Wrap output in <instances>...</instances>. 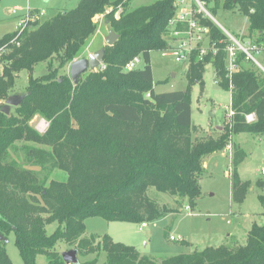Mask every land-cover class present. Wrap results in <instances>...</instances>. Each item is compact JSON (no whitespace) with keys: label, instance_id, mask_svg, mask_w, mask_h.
I'll return each instance as SVG.
<instances>
[{"label":"trees","instance_id":"1","mask_svg":"<svg viewBox=\"0 0 264 264\" xmlns=\"http://www.w3.org/2000/svg\"><path fill=\"white\" fill-rule=\"evenodd\" d=\"M202 1L212 16L219 9L244 16L247 30L239 41L252 43L257 47L253 56L264 58V0ZM129 2L80 0L47 21L29 23L19 35L17 29L0 38V102L24 96L7 115L0 105V235L13 234L22 264H36L38 256L45 264H65L56 251L59 243L96 254L79 264H264V225L255 223L244 245L207 247L162 260L141 256L107 235L83 237L88 218L146 225L179 213L185 203V210L193 211L201 197L204 159L221 153L231 135L264 136V73L239 51L234 70L227 71L230 42L220 27L195 16L207 29L209 50L189 55L186 90L155 93L150 53L175 45L180 38L172 33L186 32L187 23L171 26L174 0L134 10ZM100 14L117 39L102 47V66L80 75L74 85L68 67L80 59L97 29L93 18ZM135 57L143 67L126 71ZM39 64L45 73L33 77ZM206 65L212 66L218 87L229 93L232 116L229 128L216 136L193 137L190 89L193 84L203 88ZM22 71L28 73L27 84L17 94L15 81ZM247 115L255 121L247 122ZM35 116L47 124L43 133L29 124ZM232 147L231 199L242 204L251 185L237 171L245 154ZM255 187L264 190V177ZM151 191L167 196L170 204L158 202ZM257 200L264 216V195ZM53 223L57 227L48 234L46 226ZM0 264H12L1 241Z\"/></svg>","mask_w":264,"mask_h":264},{"label":"rangeland","instance_id":"2","mask_svg":"<svg viewBox=\"0 0 264 264\" xmlns=\"http://www.w3.org/2000/svg\"><path fill=\"white\" fill-rule=\"evenodd\" d=\"M158 0H130L128 9L134 10L139 7L148 6ZM181 0H174V4ZM189 4L196 17L201 20L209 19L218 27L223 29L233 38L240 40V35L247 30L246 18L236 11L230 12L223 9L216 11L214 16L199 10L192 0H182ZM203 6L205 2L200 0ZM78 0H0V38L9 33L18 23L19 17L27 11H38L40 22L47 21L57 13L71 10L76 7ZM14 10V12H13ZM109 11V10H108ZM108 13V12H106ZM177 15V13H176ZM117 16V13H116ZM97 29L85 48L82 50L80 59L88 58L108 35V29L104 26V14L93 18ZM196 23L199 27L203 28ZM208 38L205 34L197 47L209 50ZM204 52V53H205ZM1 57V53H0ZM264 67V58L260 55L254 56ZM3 62L0 59V74ZM142 68L143 64L137 65ZM150 67L153 78L155 93H167L173 91H184L187 88L186 63H176L171 57H161L160 52L150 53ZM45 73L43 64L34 67L32 76L38 77ZM28 73L22 71L16 78L15 90L17 94L24 92L23 87L27 84ZM191 99V123L196 129L193 137L206 135L216 136L217 133L229 128L228 116L230 95L220 89L215 82V73L211 65H206L203 74V88L193 84L190 89ZM5 102H0L4 105ZM255 121V117L250 122ZM39 133H43L47 124L38 116L31 119L29 123ZM233 145L241 148L245 159L238 166V175L241 180L249 181L251 189L242 204H235L231 199L230 186V161L233 154ZM224 156H208L203 165L207 171L200 180L201 197L196 201L193 211L185 210V205L177 214H171L155 222L140 224L125 222H108L94 217L85 220V233L83 237L94 236L101 238L109 236L113 242L134 247L141 256L154 260H162L179 254H190L196 250L207 247H218L221 245H244L247 232L253 223L264 225L263 209L259 205L257 196L264 195V190L255 187V182L263 179L261 171L264 170V136L252 137L246 134L231 135L229 142L221 151ZM152 192V197L163 204H170V199L161 194ZM57 227L56 223L46 226V231L51 234ZM172 238L173 240H170ZM4 243L6 254L12 264H22V260L14 245V236L9 234ZM187 243L183 245L181 242ZM73 250L63 243L56 246V251L62 253ZM96 254L77 253L80 263L92 260ZM104 261V254L100 252L98 262ZM43 256L36 258V264H45Z\"/></svg>","mask_w":264,"mask_h":264},{"label":"built area","instance_id":"3","mask_svg":"<svg viewBox=\"0 0 264 264\" xmlns=\"http://www.w3.org/2000/svg\"><path fill=\"white\" fill-rule=\"evenodd\" d=\"M192 1L198 6L200 11L206 13L205 8L200 0H192ZM174 7L176 9V12H175V18L173 19V21L170 22L171 26H173L176 22H185L187 23V31L184 33L173 32L172 36L180 39H178L177 42H175V45H173L171 48L164 51H160V55L161 57H171L176 63H182V62L186 63L188 61L189 55L193 50H199L200 53L205 52V50L201 48L199 49L197 47V44L202 41V36H204L205 34L207 35V29L201 28L197 25L195 20V14L189 4H186L184 1L181 0L178 3H175ZM39 17L40 14L37 13L30 14L29 12H27V16L23 18L18 24V28H17L18 35L22 33V31L26 27H28L29 23L35 22L36 20L39 19ZM222 31L229 38V42H230V44L225 49L228 56L227 71L231 73L234 70L235 53L239 51L245 55L246 60H251L264 73V67L258 60L255 59V57L252 54V51L257 50V47H255L250 42L241 43L239 40L230 36L223 29ZM16 39L17 37L14 39V41H16ZM139 63H140V59L135 57L126 64L125 70L126 71L134 70L136 69ZM229 116H232V112L230 111H229ZM251 120H253V115H247L246 121L250 122ZM261 174L264 177V170L261 171ZM141 226L145 227V224ZM170 240L173 239L170 238Z\"/></svg>","mask_w":264,"mask_h":264},{"label":"water","instance_id":"4","mask_svg":"<svg viewBox=\"0 0 264 264\" xmlns=\"http://www.w3.org/2000/svg\"><path fill=\"white\" fill-rule=\"evenodd\" d=\"M117 36L113 32H108L107 37L105 38V46H112L116 41ZM104 56V49L100 48L95 51L92 55H89L88 58H81L73 61L68 67V74L71 78L74 85L78 82V77L87 71H92L97 69L102 65ZM24 96L22 95H12L9 96L4 103V106L1 108V112L5 115L9 113L10 107H16L20 104ZM0 241L6 243L7 240L0 235ZM61 258L65 264H79L77 251L69 250L61 254Z\"/></svg>","mask_w":264,"mask_h":264},{"label":"crops","instance_id":"5","mask_svg":"<svg viewBox=\"0 0 264 264\" xmlns=\"http://www.w3.org/2000/svg\"><path fill=\"white\" fill-rule=\"evenodd\" d=\"M80 0H78V2H79ZM78 4V3H77ZM27 12H29V11H27ZM31 13H33V14H35V13H37V14H40L38 11H30ZM27 16V13L25 14V15H22L21 17H19V19H18V23L16 24V27H14L9 33H12V32H14V31H16L17 30V28H18V24H19V22L23 19V18H25ZM41 16V15H40ZM38 20H40V18L38 19ZM104 26H106L107 27V22L105 21V23H104ZM242 35H244V34H242ZM105 46V42H103L102 43V45H100V47H99V49L100 48H102V47H104ZM216 155V154H215ZM219 155L220 156H224V154L223 153H219ZM203 169H204V171L206 172L207 171V168H206V166L205 165H203Z\"/></svg>","mask_w":264,"mask_h":264}]
</instances>
